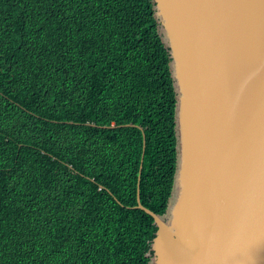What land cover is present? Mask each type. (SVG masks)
Masks as SVG:
<instances>
[{
  "label": "trees",
  "instance_id": "trees-1",
  "mask_svg": "<svg viewBox=\"0 0 264 264\" xmlns=\"http://www.w3.org/2000/svg\"><path fill=\"white\" fill-rule=\"evenodd\" d=\"M169 59L152 0H0V264H149Z\"/></svg>",
  "mask_w": 264,
  "mask_h": 264
},
{
  "label": "water",
  "instance_id": "water-1",
  "mask_svg": "<svg viewBox=\"0 0 264 264\" xmlns=\"http://www.w3.org/2000/svg\"><path fill=\"white\" fill-rule=\"evenodd\" d=\"M169 52L175 169L149 264H264V0H152ZM259 16V17H260ZM115 126V124L102 125Z\"/></svg>",
  "mask_w": 264,
  "mask_h": 264
},
{
  "label": "bare ground",
  "instance_id": "bare-ground-1",
  "mask_svg": "<svg viewBox=\"0 0 264 264\" xmlns=\"http://www.w3.org/2000/svg\"><path fill=\"white\" fill-rule=\"evenodd\" d=\"M258 4H259V10H258V11H255V10H254V14H258V13H260V12H264L263 9H262V5H261V3H258ZM263 15H264V13H263L261 16L259 15L260 17H259V16H256L255 18H257V19L259 18V19H260V18L263 17Z\"/></svg>",
  "mask_w": 264,
  "mask_h": 264
}]
</instances>
